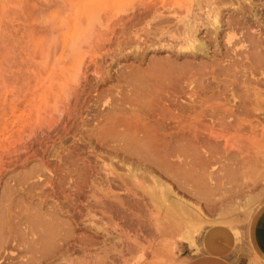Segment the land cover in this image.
Instances as JSON below:
<instances>
[{
	"label": "rangeland",
	"instance_id": "obj_1",
	"mask_svg": "<svg viewBox=\"0 0 264 264\" xmlns=\"http://www.w3.org/2000/svg\"><path fill=\"white\" fill-rule=\"evenodd\" d=\"M198 3L205 22L230 14L226 0H0V264H264V122L229 110L234 93L264 99V73L236 82L214 47L178 55L166 31ZM145 136L154 159L129 150Z\"/></svg>",
	"mask_w": 264,
	"mask_h": 264
},
{
	"label": "bare ground",
	"instance_id": "obj_2",
	"mask_svg": "<svg viewBox=\"0 0 264 264\" xmlns=\"http://www.w3.org/2000/svg\"><path fill=\"white\" fill-rule=\"evenodd\" d=\"M197 1V0H196ZM225 1V0H224ZM226 3L228 5V7L230 8V14H226V15H221L220 13H218L219 11L217 10L216 13H208V18L206 20V22L203 19L202 14L200 13L201 4L198 3L199 7H198V11L195 10H191L190 14L189 12L187 13L188 15H186L185 17L183 16V18H181L180 20L177 21V23H175V18L173 19L171 16L166 17V18H160V21H158V23L160 24L161 21H172L174 22L173 25H169L168 30L166 32H170V36L176 37V41H177V46H179L177 49L178 55H185V56H197L199 52H204V53H208L209 50L211 49V47H214L215 51V56L218 55V53H220V55L223 57H229L230 58V64H228L229 66H224L223 68V72L221 71V73H225L226 75H231L234 76V78L236 79H240L242 81L243 84H247L249 83L251 85V83L258 81L257 79L255 80L254 78H252L251 76H247L246 72L244 69L249 71V74H256L257 72H262L264 73V37H263V32L262 29L264 28V16H263V12L262 10L264 9V0H226ZM217 5V4H216ZM215 5V6H216ZM221 5V4H220ZM170 6V5H168ZM176 6V4H175ZM174 6V7H175ZM219 6V5H217ZM173 7V5H171V11L169 9V13H176L177 10H175V8ZM203 8V7H202ZM149 14V13H147ZM179 14V13H178ZM141 16L137 17L138 20H140ZM159 18V17H158ZM263 18V19H262ZM135 21V20H133ZM200 21H203V25H206L205 27V36L204 37H199L198 34V30L200 29ZM141 22V21H140ZM163 22V23H164ZM202 25V23H201ZM168 26V25H167ZM122 29V28H121ZM127 29V28H126ZM158 30V29H157ZM163 33H165L164 31H161ZM160 32V33H161ZM118 33V32H117ZM157 33H159L157 31ZM151 34V33H150ZM154 34H156V31L154 32ZM167 34V33H166ZM158 35V34H157ZM154 36V35H153ZM169 38V37H168ZM156 40V39H155ZM154 40V41H155ZM153 41V40H152ZM94 42V41H93ZM123 43V42H122ZM157 43V42H155ZM125 47V46H124ZM97 48V47H96ZM122 48V47H121ZM176 50V49H175ZM176 52V53H177ZM215 59V57H214ZM218 60V58H217ZM216 61V59H215ZM213 61V62H215ZM160 63V62H159ZM218 63V62H217ZM216 62L213 63L214 65L217 64ZM192 64V63H191ZM212 64V65H213ZM161 65V64H160ZM175 65V64H174ZM210 65V64H208ZM210 65V66H212ZM243 66L244 68H241V70H237L236 66ZM163 66V65H162ZM176 66V65H175ZM179 66V65H177ZM164 67V66H163ZM188 67V66H187ZM186 66L183 67H174L172 64L170 66V68H174V70L177 74L180 72V74H177L178 76L182 74V77H185V75H187L186 71H188V68ZM200 70H204L205 66L200 67ZM210 69H212L211 67H209ZM137 69V68H135ZM187 69V70H186ZM222 69V68H221ZM162 71H164V69H161ZM179 70H183L179 71ZM214 70H216L215 68L212 70L213 72H209V74L211 73H216ZM220 70V69H219ZM198 71V70H197ZM197 74H199V72H197ZM173 72V70L171 71ZM186 72V73H185ZM191 72V71H189ZM207 72V71H206ZM219 72V71H218ZM245 76V79H242L239 74ZM165 73V72H164ZM195 72H192L191 74H196ZM203 73L204 76V71L201 72ZM168 74V72H167ZM208 74V73H207ZM208 74V75H209ZM212 74V75H214ZM200 75V74H199ZM218 75V73H217ZM172 76V73L171 75ZM189 76V73H188ZM200 75V77H203ZM205 76L206 73H205ZM236 76V77H235ZM167 77V76H166ZM181 77V76H180ZM190 77V76H189ZM219 77V76H218ZM135 78V77H134ZM213 78V76H212ZM214 79V78H213ZM221 79V78H220ZM232 78H230L231 80ZM237 79L235 80L237 82ZM140 81V79H138ZM142 80V79H141ZM217 80V79H216ZM219 80V79H218ZM222 80V79H221ZM220 80V81H221ZM234 80V79H233ZM232 80V81H233ZM239 80V81H240ZM160 81V80H159ZM166 81V80H165ZM224 80H222L223 83ZM227 81V79H226ZM229 81V80H228ZM231 81V82H232ZM225 82V81H224ZM235 82V83H236ZM145 83V82H143ZM229 83V82H227ZM149 84V83H148ZM178 84V83H177ZM134 85V84H133ZM173 85V83H172ZM175 85V84H174ZM141 86V85H140ZM145 86V85H144ZM158 86V85H157ZM234 86V83H233ZM249 89V86H247ZM196 88V87H195ZM236 88V87H235ZM145 89V88H144ZM207 89V88H206ZM140 90V89H139ZM237 90V89H236ZM250 90V89H249ZM138 91V90H137ZM146 91V90H145ZM260 92V91H258ZM258 92H254V93H249L246 92L244 94L239 95L238 93H234V100L235 98L238 97V101L236 100L235 104H234V108L235 109H229L231 112H236V113H240L242 115L245 116V118H236L239 119L241 122L247 121L248 118L251 117H257L260 122H264V99L261 97V93L259 94ZM139 93V92H136ZM141 95V94H140ZM123 96V95H122ZM141 97V96H140ZM144 97V96H143ZM123 98V97H122ZM137 98V97H136ZM138 100V99H137ZM144 101V100H143ZM143 103V102H142ZM115 104V103H114ZM113 104V105H114ZM103 105V104H102ZM144 105V104H143ZM118 106V105H117ZM147 109V107H146ZM148 113V112H147ZM234 114V113H232ZM107 118V117H106ZM98 121V120H97ZM237 121V120H236ZM232 122V121H231ZM112 123V122H111ZM118 124V123H117ZM124 124V123H123ZM154 125V124H153ZM156 130V129H155ZM126 131V130H124ZM133 131V130H132ZM130 132V131H129ZM177 134V133H176ZM129 135V134H128ZM118 136V135H117ZM182 136V135H181ZM179 137V136H178ZM139 139V138H138ZM164 139V138H161ZM121 140V139H120ZM131 141L129 142V150L131 151V153L133 152V154H138L141 157H145L144 159H152L155 155H157V153L155 152V150L153 149L152 152L151 150H145L144 148L146 147H151L149 146L150 142L149 140H151L149 138V136H145V138L142 139V141H135L132 139H130ZM167 140V139H166ZM180 140V139H179ZM176 141V140H175ZM154 142V141H153ZM152 144V143H151ZM155 144V143H154ZM158 144V143H157ZM154 146H158V145H153L152 147L154 148ZM128 147V146H127ZM163 147V146H162ZM159 150V149H158ZM177 150V151H176ZM175 151H166L165 154L166 155H171V156H176L179 155L181 156V150L178 151L179 149H176ZM157 151V149H156ZM160 151V150H159ZM189 151V150H188ZM155 152V153H154ZM161 152V151H160ZM164 153V151H163ZM187 153V152H186ZM161 155V154H160ZM164 157V154H163ZM158 158V157H157ZM162 158V157H161ZM147 159V160H148ZM154 159V158H153ZM156 159V158H155ZM160 159V158H159ZM165 159V158H164ZM171 159V158H170ZM163 160V159H162ZM161 160V161H162ZM170 161V160H169ZM195 162V161H194ZM160 164V163H159ZM177 166V165H176ZM172 167V166H171ZM176 174V173H175ZM173 175V174H172ZM178 175V174H177ZM26 178V177H25ZM174 178V177H173ZM18 180V179H17ZM177 181V180H176ZM6 186V185H5ZM159 192V191H158ZM178 198V197H177ZM4 199V198H3ZM19 199V198H18ZM175 204V208L180 209V211L184 210L186 211L190 216L192 217H198L201 213H199L198 211H195L193 206H190L191 204L187 203L186 201H182V200H176ZM3 205V204H2ZM182 209V210H181ZM197 210V209H196ZM2 211V210H0ZM180 211H178L180 213ZM200 211V210H199ZM3 212V211H2ZM5 212V211H4ZM47 212V211H46ZM177 212V213H178ZM175 213V212H174ZM0 214L4 215V213ZM0 215V216H1ZM50 215V214H49ZM53 215V214H52ZM182 215V214H181ZM30 215H28L29 217ZM3 217V216H2ZM31 217V216H30ZM43 216H41L42 218ZM55 217V216H54ZM40 215L36 216V214H34V216L32 217V221L33 222H37L39 221ZM5 219V218H4ZM43 219V218H42ZM21 220V219H20ZM41 220V219H40ZM44 220V219H43ZM42 220V221H43ZM51 219L45 220L46 223L47 221H49ZM52 221V220H51ZM51 221H49V223H51ZM5 221H3V224ZM31 222V221H29ZM40 225V221L38 222ZM48 223V222H47ZM57 223H54V225ZM2 225V224H1ZM33 225V224H31ZM47 226L48 224H44L41 226ZM52 225V223H51ZM59 225V223L57 224ZM44 227L45 229L49 230V231H45V233H43V239L46 241L51 242L52 238L54 237H50V233L52 232L51 228H47ZM31 227V226H29ZM36 227V225H35ZM1 228V227H0ZM33 226L31 227L32 230ZM39 229V228H38ZM41 229V227H40ZM39 229V230H40ZM2 231V230H1ZM34 232L35 229H33ZM32 232V231H31ZM33 233V232H32ZM37 233V232H36ZM3 234V233H1ZM3 235H7V234H3ZM70 235V234H69ZM4 237V236H3ZM50 237V238H49ZM2 238V237H1ZM3 239V238H2ZM2 239H0V241H2ZM20 239V238H18ZM4 241V240H3ZM39 241V240H38ZM5 242V241H4ZM23 242V241H22ZM40 242V241H39ZM38 242V243H39ZM17 243V242H16ZM54 243V241L52 242ZM47 245V244H46ZM7 247V246H6ZM48 247V246H47ZM31 250L32 248L34 249L33 245L30 247ZM28 248V249H29ZM43 248V247H42ZM44 250V249H42ZM49 250V249H48ZM51 250V247H50ZM33 251V250H32ZM45 251V250H44ZM43 251V252H44ZM34 253V252H33ZM20 255V254H19ZM43 255V254H42ZM44 256V255H43ZM39 258V257H38ZM42 258V257H40ZM35 260V259H34ZM24 262V261H23Z\"/></svg>",
	"mask_w": 264,
	"mask_h": 264
},
{
	"label": "crops",
	"instance_id": "obj_3",
	"mask_svg": "<svg viewBox=\"0 0 264 264\" xmlns=\"http://www.w3.org/2000/svg\"><path fill=\"white\" fill-rule=\"evenodd\" d=\"M251 241L254 248L264 257V207L257 214L252 230ZM196 264H225L214 255L207 254L197 259Z\"/></svg>",
	"mask_w": 264,
	"mask_h": 264
}]
</instances>
